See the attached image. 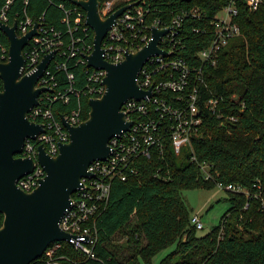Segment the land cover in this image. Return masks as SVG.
I'll return each instance as SVG.
<instances>
[{
	"label": "trees",
	"instance_id": "16d2710c",
	"mask_svg": "<svg viewBox=\"0 0 264 264\" xmlns=\"http://www.w3.org/2000/svg\"><path fill=\"white\" fill-rule=\"evenodd\" d=\"M6 1L0 0V10ZM99 1L102 4L105 0ZM227 1L127 0L115 4L113 11L135 3L147 26L154 21L165 26L175 15L199 9L200 19L184 18L182 44L177 46L178 56L194 62L196 53L212 38L210 20ZM74 7L69 0H10L5 24L12 26L29 17L63 30L64 10ZM77 10L85 15L81 8ZM235 20L241 35L229 41L215 66L203 69L209 90L222 98V116L205 114L200 135L192 140V150L183 149L176 155L167 140L161 153L153 151L149 158H138L137 175L125 182H112L107 207L95 222L96 258L88 259L61 242L56 254L61 264H152L159 252L174 243V251L159 264H264V206L254 196L261 193L264 201V0L256 11L249 10L240 0ZM197 28L206 32L195 33ZM144 32L149 35V30ZM88 34L92 43L91 29ZM0 42L8 52L9 43L1 31ZM70 70L75 76L74 87L81 89L86 82V67ZM54 75V90H62L67 84L64 72ZM88 100L83 95L78 99L83 121L89 113ZM76 103L74 97L67 104L54 103L57 120ZM202 164L209 166L210 180L204 179ZM217 184L240 187L249 197L225 190L229 209L208 234L199 237L190 224L191 216L181 193L189 189L210 190ZM2 222L0 214V226ZM117 235L123 238V244L116 243ZM30 264L46 262L42 256Z\"/></svg>",
	"mask_w": 264,
	"mask_h": 264
},
{
	"label": "built area",
	"instance_id": "2783aa9c",
	"mask_svg": "<svg viewBox=\"0 0 264 264\" xmlns=\"http://www.w3.org/2000/svg\"><path fill=\"white\" fill-rule=\"evenodd\" d=\"M228 0L226 5L210 20L211 40L209 44L198 51L192 60L177 55L178 47L182 44L181 27L184 18H201L199 9L175 15L169 24L163 26L154 21L147 26L142 10L135 6L119 16L103 40V58L109 63H118L124 60L127 53L136 52L151 39L153 27L169 28V32L159 40V47L164 55L149 58L142 67L137 83L144 90H151L152 95L140 101L129 100L122 107L127 121L131 122L128 130L109 141L110 153L105 160L92 162L87 172L89 177L81 180L82 186L71 196L70 207L65 211L59 227L70 235L66 242L74 250L88 259H95V247L98 232L95 222L105 210L109 200L111 184L115 180L125 182L129 177L137 175L135 163L138 158H149L153 151L161 153L168 140L176 155L183 149L192 150V140L200 135V129L205 121V114L210 113L217 118L220 113L221 97H217L211 90L204 77L205 66H215L220 52L229 41L241 35L236 23L238 2ZM251 11H256L261 0H244ZM10 0L0 10V21L5 23L6 10ZM61 9L62 5L59 6ZM113 12V1L105 0L100 6L101 17L106 18ZM61 23L64 29L44 26L40 21L37 33L24 48V74L36 69L41 59L51 52L55 55L49 63L43 76L38 80L37 87L48 88L39 96L38 105L34 106L27 117L31 122L42 125L43 131L34 139H25L19 157L31 158L35 161L33 171L16 182L24 192L34 190L45 172L37 162L38 147L42 146L47 155L55 157L59 146L69 141V133L64 128L61 119L57 120L53 112V104L61 102L67 104L72 97L77 99L66 116H62L71 126L79 125L82 120V108L79 104L80 95L88 99L99 98L104 92L103 78L105 71L88 68L87 56L93 51V43L88 38L89 27L84 25V17L77 10V6L64 10ZM74 17V19H72ZM35 22L25 17L17 23L18 35H24ZM149 30V35L144 31ZM195 33H205V30L194 29ZM93 42V39H92ZM183 48V45H181ZM8 52L0 42V62H7ZM195 61H198L196 64ZM85 66L86 82L81 89L74 87V72L70 69L76 66ZM55 72H64L66 86L62 90H54L57 86ZM2 81L0 80V90ZM186 104V105H185ZM233 121V117H228ZM194 160V158H193ZM204 179L210 180L211 174L207 164L200 165ZM216 187L226 191L248 193L240 187L232 185ZM259 198L262 206L264 201L261 193L254 195ZM190 224L201 230L203 225L200 218L194 215ZM61 242L51 244L44 252L46 264H61L57 251Z\"/></svg>",
	"mask_w": 264,
	"mask_h": 264
},
{
	"label": "water",
	"instance_id": "95a60500",
	"mask_svg": "<svg viewBox=\"0 0 264 264\" xmlns=\"http://www.w3.org/2000/svg\"><path fill=\"white\" fill-rule=\"evenodd\" d=\"M69 1L85 12L84 25L93 32V51L87 56L86 66L105 71V89L101 97L88 100V117L79 125L71 126L61 118L69 141L59 146L55 157L38 147L37 162L45 175L31 192L22 191L16 182L33 171L35 161L19 155L25 139H34L44 130L27 115L38 105L42 92L49 90L37 84L55 52L46 54L33 72L24 74L23 51L40 24L35 22L19 36L17 23L9 26L0 21V31L9 43L8 60L0 62V264H30L42 257L51 244L70 239L59 224L70 207L72 194L82 186L81 180L90 176L89 165L107 158L109 141L129 129L131 122L122 111L124 104L152 95L151 90L138 86L142 67L152 56L165 54L159 40L169 28L153 27L147 44L127 53L121 62H107L103 58V40L116 19L136 4L128 3L103 18L99 0Z\"/></svg>",
	"mask_w": 264,
	"mask_h": 264
},
{
	"label": "rangeland",
	"instance_id": "374dc122",
	"mask_svg": "<svg viewBox=\"0 0 264 264\" xmlns=\"http://www.w3.org/2000/svg\"><path fill=\"white\" fill-rule=\"evenodd\" d=\"M113 6L127 0H111ZM181 198L192 217L197 215L203 225L201 230L196 231L197 236H205L219 222L223 214L229 209L230 204L227 199V192L224 189L215 187L210 190L189 189L181 193ZM114 240L118 244H123L120 235L115 236ZM176 243L159 252L152 260V264H159L165 257L174 251Z\"/></svg>",
	"mask_w": 264,
	"mask_h": 264
}]
</instances>
